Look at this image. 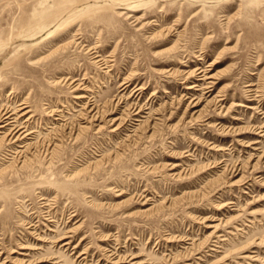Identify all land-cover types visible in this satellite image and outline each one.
Wrapping results in <instances>:
<instances>
[{
	"label": "rangeland",
	"instance_id": "obj_1",
	"mask_svg": "<svg viewBox=\"0 0 264 264\" xmlns=\"http://www.w3.org/2000/svg\"><path fill=\"white\" fill-rule=\"evenodd\" d=\"M10 112L0 264H264V0H0Z\"/></svg>",
	"mask_w": 264,
	"mask_h": 264
},
{
	"label": "bare ground",
	"instance_id": "obj_2",
	"mask_svg": "<svg viewBox=\"0 0 264 264\" xmlns=\"http://www.w3.org/2000/svg\"><path fill=\"white\" fill-rule=\"evenodd\" d=\"M95 58H96V62H99V63L105 62L100 56H96ZM185 75L187 76V78L193 76L195 79V81L188 87V90L193 91V93L199 91L202 93V95L204 97L207 95L212 96V94L214 92V88L217 85V81H216L217 76L216 75L211 74L210 72H206V71L202 70V68H197L196 70L186 72ZM122 86H126V84H123ZM250 87H252V86L250 85ZM87 92H90V91H87ZM187 96H189L188 100L192 99L190 102V105L193 108L196 107L199 100H198V102H196L197 98L195 97V95L194 94H186V97ZM221 97H222L221 95H217L216 97L213 98L214 107L218 108V110H221L223 108L222 106H223V100L224 99H221ZM75 99L78 101V105L81 104L79 106L83 109V111H86L88 113H92L91 120H98V112L95 111L96 107H94L93 104H90V102L88 101L90 99V97L87 94H77V95H75ZM26 108H27L26 104L23 103L20 105L19 111H23ZM143 108L144 107H140V108L136 109V111H138V112L135 113V116L139 118V119L138 118L136 119L137 122H140L139 121L140 118H143L141 115V114H144ZM54 112H55V114L56 113L59 114L55 120H61V118H63L61 111H54ZM16 115H17L16 112H10L8 114L7 113L4 114L3 117H2V115L0 116V135L4 136L0 139V142L5 141L6 138L13 140L15 138L16 134H18L20 132V130L24 131L26 129L25 127L17 126L18 121H17V119H15ZM52 115H53V111L50 112V116H52ZM21 116H23V115H21ZM120 121H122L121 118H116V119L111 120V123L113 126H116L117 123ZM121 125H122V122H120L117 125V127H114L113 132L118 131L119 126L121 127ZM25 133H26V135H25V137H26V136H31L34 132H30V133L25 132ZM261 133H264V125L261 127ZM14 142H17V140H15ZM259 143L260 142H257L254 144H259ZM50 222H53V221H50ZM50 227L51 226H49V229H50ZM66 236L67 235L61 237V239L59 241H63L65 239L67 240L70 238V237H66ZM38 240H41V239H38ZM68 245H69V242H65L63 246L67 247ZM1 246L2 245H1V240H0V254L2 251ZM21 248H25L26 250H28L27 247H25V246H21ZM83 255H84V253H81L78 256V258L85 260V257H83ZM21 256H23V258H18V257L14 258L13 263L14 264H26V263L30 264L31 263L30 261L26 260V258L30 256L29 254L24 253V254H21ZM39 262H43V261H39Z\"/></svg>",
	"mask_w": 264,
	"mask_h": 264
}]
</instances>
